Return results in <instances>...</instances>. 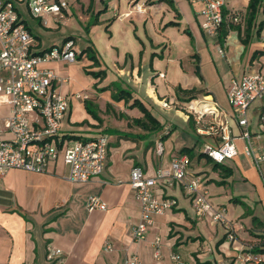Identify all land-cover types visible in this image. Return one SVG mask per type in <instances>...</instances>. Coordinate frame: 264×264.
<instances>
[{"label":"crops","instance_id":"crops-1","mask_svg":"<svg viewBox=\"0 0 264 264\" xmlns=\"http://www.w3.org/2000/svg\"><path fill=\"white\" fill-rule=\"evenodd\" d=\"M7 1L14 3L38 41L34 53L75 41V62L41 65L56 72L52 88L70 101L59 139L105 135L110 139V156L107 171L88 183L69 181L70 168L63 155L51 162L47 172L12 169L0 178V264H52L48 254L54 249L62 250L60 264H125L132 254L138 256L139 264H178L174 254L181 256V264L188 259L196 264H264L240 259L253 248L264 261V253L255 251L260 245L258 236L264 235V184L254 162L244 155L242 128L228 102L233 78L264 72L263 8L245 45L237 30H229L224 39L206 34L201 28L202 4L188 0H66L68 10L44 17L30 12L29 0ZM250 1L227 0L226 22L232 14L245 16ZM226 30L225 25L221 32ZM218 44L225 55L218 53ZM1 98L3 122L11 110ZM167 99L176 105L162 108ZM138 104L161 122V131L134 123L144 117ZM190 105L197 109L193 115L186 110ZM156 112L164 116L163 121ZM227 121L240 153L222 165L213 162L220 178L205 172L203 182L215 208L226 210L228 221L221 223L224 236L209 240L207 222L193 218L192 200L181 185L170 191L158 182L154 193L175 198L178 205L155 216L148 238L135 241L131 231L139 224L142 208L131 187L132 171L139 166L147 178L155 177L160 169L171 167L175 157L187 154L193 175L191 169L200 167L205 157L204 147L222 142L220 130L207 135L198 130ZM249 127L253 147L261 149L260 133L250 122ZM157 142L164 145L163 155L156 151ZM223 185L228 197L232 190L234 212L217 202ZM95 195L102 198L106 211L88 210V201ZM245 196L248 202L243 201ZM230 231L234 242L229 240ZM216 234H220L218 228ZM158 237L160 257L155 251Z\"/></svg>","mask_w":264,"mask_h":264},{"label":"built area","instance_id":"built-area-1","mask_svg":"<svg viewBox=\"0 0 264 264\" xmlns=\"http://www.w3.org/2000/svg\"><path fill=\"white\" fill-rule=\"evenodd\" d=\"M190 4H202L201 28L212 37H219L226 23L225 8L227 0H188ZM66 0H29V10L35 17L45 15L59 16L68 10ZM138 10L143 8L138 6ZM235 21H239L236 17ZM38 41L22 22L12 1L0 0V96L10 106L11 115L0 121V178L9 170H26L28 172H47L51 162L61 155L70 168L69 181L88 183L107 171L110 156V139L102 135L92 139L60 140L62 122L69 109V98L55 91L52 86L57 74L53 69H41V65L50 62H75L77 52L75 41L68 40L60 48H52L36 54L33 49ZM218 53L225 55V49L218 44ZM228 102L233 110V118L242 128L241 139L245 143L244 155L252 160L262 175L264 184V148L256 149L252 145V132L249 127L248 111L254 102L264 101V72L251 71L241 78L231 80ZM81 97L80 95H77ZM176 105L173 99L162 101L161 107L170 109ZM191 106V107H190ZM186 108L189 115L195 114L196 107ZM200 118L197 116V119ZM260 127L264 129V107L260 114ZM228 121L218 125H206L200 128L201 135L213 134L220 130L222 142L219 146L207 144L203 154L213 162L222 165L227 160L235 159L239 147L228 131ZM156 151L164 154V145L157 142ZM171 167L160 169L155 177L147 178L142 167L137 166L131 173L133 194L139 200L142 215L139 224L131 231V237L137 242L146 240L153 219L178 205L175 198H160L154 193V186L162 181L173 187L181 185L187 197L191 198L199 215H212L216 223L225 224L226 210H217L208 201L203 187L204 179L199 174H189L190 158L181 154L172 160ZM88 210L106 211L107 206L100 196H92L88 201ZM229 240H236L230 231ZM161 238L155 240L156 256H161L159 246ZM110 248V247H108ZM52 264H60L63 256L61 249L49 251ZM242 261L248 263L264 262L261 255L250 252L244 254ZM173 260L181 264L180 255L174 254ZM125 264H139L136 254L127 257Z\"/></svg>","mask_w":264,"mask_h":264},{"label":"rangeland","instance_id":"rangeland-1","mask_svg":"<svg viewBox=\"0 0 264 264\" xmlns=\"http://www.w3.org/2000/svg\"><path fill=\"white\" fill-rule=\"evenodd\" d=\"M260 18L264 19V12L261 13ZM262 31L264 32V25H263ZM148 36H149V45H150V38H151L150 32H149ZM81 38H82V36L80 37L77 35V39L80 40ZM263 107H264V101L263 102H260V101L254 102L253 105L251 106V108L249 109L248 116H247V118H249V122H250L251 126L253 127V130H257L261 135V138L258 139L257 141H260L262 148H264V129L260 127V118L259 117H260V114L262 112ZM156 113H158L160 115V117H161L160 119L163 121L164 116L161 115L159 112H156ZM201 163L202 164L200 167H198L194 170L191 169V173L199 174L201 177H203L205 183H206V177H204V175H206L205 172L212 174V176L215 177L216 179L220 178L218 173L213 170L214 163L212 160H209L205 156L202 159ZM161 183H162V181H159V184H161ZM168 189L170 191H173L172 187H170V186H168ZM216 189L218 190V188H216L214 186V190H216ZM218 192L221 194H218L216 196L217 202H219L221 204L225 203L228 206L229 211L234 212L235 211V205L233 202L234 199H232V190H231V192L228 191L229 192L228 194H230V197L227 196L226 188L224 185L220 186V190H218ZM176 193H177L178 197L181 198L182 194L180 195V192H178V191H176ZM235 195H237V193H235ZM235 197H237V196H235ZM207 199H208V201H211V202L213 201V198H212L210 193L207 195ZM242 199H243V201H247V202L249 201L248 196H245ZM238 207L242 208L243 206L238 205ZM192 210H193V212H192L193 218H195V219L198 218L200 220H204L207 222V224L206 223H204V224H205V232H206V234L209 235V240L214 239V241H217L218 239H220L224 236V233L226 230L223 228L221 223H216L213 220L211 214L207 215V216H200V215L198 216V212H197V209L195 206H193ZM217 228L219 229L220 234H216ZM185 264H196V263L194 262V260L188 259V262Z\"/></svg>","mask_w":264,"mask_h":264},{"label":"trees","instance_id":"trees-1","mask_svg":"<svg viewBox=\"0 0 264 264\" xmlns=\"http://www.w3.org/2000/svg\"><path fill=\"white\" fill-rule=\"evenodd\" d=\"M263 8L264 11V0H251L249 2V6L247 9V12L245 14V16L240 15V14H232L229 17L228 22H226V24H224V26L226 25L227 30L224 32H220V38L224 39L227 37L228 35V31L230 30H237L239 35H240V39L241 41L246 45V43L248 42V40L250 39V36L252 34L251 30L255 24V22L257 21V16L259 13V9ZM238 18L239 21H235L234 18ZM264 25V21L260 24V29L262 28V26ZM223 26V27H224ZM244 26V36L242 33V29L241 27ZM222 31V30H221ZM139 108H141L144 117L138 120H135L134 123H137L138 125H140L142 128L150 130L152 132H158L161 131L163 129V126L161 124V122H159L152 114L149 110H147V108L143 107L142 105L138 104ZM216 166H219V164L215 163ZM226 170H228L226 168ZM256 220V219H254ZM258 238L260 239V245H258L257 249H255L256 252H261L264 253V249L261 248L262 246H264V235H259Z\"/></svg>","mask_w":264,"mask_h":264}]
</instances>
